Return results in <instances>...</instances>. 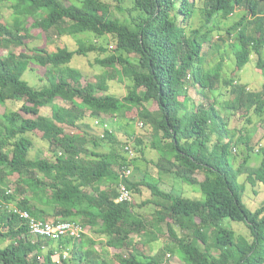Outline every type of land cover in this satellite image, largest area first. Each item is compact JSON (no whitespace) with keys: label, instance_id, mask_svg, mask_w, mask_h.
<instances>
[{"label":"trees","instance_id":"obj_1","mask_svg":"<svg viewBox=\"0 0 264 264\" xmlns=\"http://www.w3.org/2000/svg\"><path fill=\"white\" fill-rule=\"evenodd\" d=\"M78 2L0 0L14 20L0 21V50L8 51L0 56V107L21 103L0 122V264H55L57 251L49 241H33L26 223L6 204L42 221L84 226L87 233L80 241L59 242L58 249L71 248V259L61 264H166L155 249L164 225L176 243L166 248L171 259L178 254L185 264H264V203L252 210L245 201L248 185L264 187V145L252 147L249 134L229 128L216 96L225 84L234 98L225 110L249 124L255 116L264 122V83L253 92L239 76L228 81L224 58L209 68L205 54L206 45H214L218 20L244 10L228 33L237 40L232 48L238 72L252 63L264 76V0ZM114 9L140 15L129 24L114 18ZM198 12L202 25L192 28ZM34 29L40 34L31 35ZM83 33L95 41L81 42L74 51L29 46L32 36L54 42ZM104 37L111 44H103ZM17 47L24 48L20 54L12 50ZM109 48L114 53L108 54ZM93 53L107 69L96 82L73 65L76 57ZM33 64L47 70L37 88L24 80ZM116 77L131 81L124 98L110 94ZM192 89L207 92L210 102H197ZM102 114L129 126L144 124L138 127L154 137L152 148L160 159L147 155L144 135L88 134L85 118ZM37 139L49 146V157H32ZM238 149L244 151L239 166ZM254 156L260 159L257 166L251 165ZM138 161L148 170L142 171ZM153 168L198 187L205 198H186L162 177L155 181ZM120 184L132 202H117ZM147 192L151 200L144 199ZM148 205L155 208L149 219L137 211ZM226 220L243 223L249 235L238 234ZM90 231L103 243L88 238ZM109 249L116 251L113 261L106 258Z\"/></svg>","mask_w":264,"mask_h":264},{"label":"rangeland","instance_id":"obj_2","mask_svg":"<svg viewBox=\"0 0 264 264\" xmlns=\"http://www.w3.org/2000/svg\"><path fill=\"white\" fill-rule=\"evenodd\" d=\"M76 3H79L77 0H74ZM245 11L241 10L239 13H237L234 17L231 19H219L218 22L216 23V26L214 27L215 32H214V40H213V46L206 45L205 47V54L207 56V63L210 64V66L216 67L220 60L224 58L225 61V66H224V78H227L226 80L230 81L233 77H238L240 78L242 84H247L248 89H250L253 92H258L262 88V85L264 83V76L257 71V68L252 64H248L245 69L241 72H238V66L236 65L237 59L234 55V49L232 48V44H234L237 40L234 37H232V41L230 40L231 37H229V30L241 20L242 16L244 15ZM140 13L138 12H132L131 14H128L126 11H122L119 9H114L113 10V17L125 22L132 24L134 19H137ZM13 12L10 10L8 5H2L0 6V21L3 24H13L14 20L12 18ZM202 25V15L200 12H198L193 20L192 23V28H198ZM38 35L40 34V31L38 30H31V35ZM95 36L91 35L90 33H83L80 35H75V36H67L62 39H55L54 42H47L48 40L46 39V36L36 39L35 37L32 36L31 40L29 41V46L31 48L35 47H49L51 51H57L58 46L60 48H68L71 51L76 50L79 47V43L84 42L86 44H92L95 41ZM110 37H104L101 39V42L105 45L107 43H110ZM111 44V43H110ZM23 47H17V48H12V50L16 54H20L21 51L23 50ZM114 53L113 48H109V53L112 54ZM8 54L7 50H0V56L6 57ZM98 57V54H90L89 57H76L75 62H74V67L76 69H80L87 80L91 82H96L97 78L105 73L107 71L106 68L102 67L98 63H96V59ZM47 73V70L45 68L40 67L37 64L32 65V71L30 70L24 77V80L28 81L30 85L34 88H37L38 85L41 86L42 83H40V80L45 78V75ZM256 86H254L255 84ZM111 86V91L110 94L119 97V98H124L127 96L129 93V90L131 88V81L126 79L124 82L119 81V77H116L114 81L110 82ZM225 85V84H224ZM224 85L221 87L222 89L216 94L218 96V107L221 109L223 117L226 119V121H229L230 129L231 130H237V131H242L246 136L249 134V136L252 139V147H256L260 142L263 143L264 145V122L260 121L258 117L253 118V123L249 124L248 121L245 118H242L240 116H232V110H225V103L228 100H232L234 98L231 93H229L230 88L224 87ZM226 86V85H225ZM249 90V91H250ZM221 94V95H220ZM191 95L195 98L197 102H203V96H201L197 90L193 89L191 92ZM21 103H9L7 106H1L0 107V122H2V116L4 114H11L15 111H17V108L20 106ZM66 105H69L66 103ZM46 111L44 112V114ZM235 113V112H234ZM50 114V113H49ZM74 114L71 116V120L73 119ZM101 118H104V120L108 123L110 117L109 116H102ZM92 118L91 117H86L84 122L86 124L91 123ZM81 122V121H80ZM119 120L117 121V124L114 123V129H116V126L120 125L118 124ZM112 125V126H113ZM135 124H132V127ZM95 127V126H94ZM126 127H122L121 130H117L116 135L120 136H125ZM244 129V130H243ZM257 129V130H254ZM92 130V129H91ZM90 130V131H91ZM127 130L131 134H135V131L132 128H127ZM131 130V131H130ZM144 131V130H143ZM249 132V133H247ZM93 133V131H91ZM102 133V132H101ZM101 135V134H100ZM107 146L110 147L109 144ZM242 149V148H241ZM103 152L105 150L102 149ZM244 151H240L238 149V152L236 153L237 159H236V165L239 166L240 162L244 159ZM49 146L42 142L41 140L37 139L36 140V147L32 152V157H37L40 156L42 158H47L49 157ZM260 159L256 156L253 157V161L251 163L252 166H257L259 164ZM202 176V175H199ZM199 178V177H198ZM202 179V177H200ZM176 179V178H175ZM246 178L243 179V182L245 181ZM177 185L180 186L181 189H178L176 192L178 194H182L186 198L190 199H204L205 195L204 193L198 188V187H193L187 184L182 183L181 181L176 179ZM11 185V184H10ZM15 186L11 185L9 187L10 189H14ZM194 189H196L194 191ZM254 192H257L258 195H255ZM248 195L245 196V201L248 203L249 209L255 210L259 208L262 203H264V187H256L255 189L248 185ZM153 196L150 194V192L145 193L144 199L145 200H151ZM142 198V200H144ZM140 200V202L142 201ZM156 200V199H155ZM143 212L145 213V217L147 219L150 218V216H153V213L155 212V208L153 205V211H152V205H148L144 209H142ZM225 225L229 226L231 229L235 230L238 234L240 235H249V231L246 228V226L243 223H237L233 222L231 220H226ZM164 228V233L160 235V245H156L155 249L159 251V254L163 255L165 257L164 261L166 264H185L183 263L179 255L177 256L172 255V259L169 257H166L165 255H170L168 251H166L167 245L171 244L172 242L174 243V239H172L169 236L168 230L166 225L163 226ZM178 234L182 235V231L178 229ZM176 244V243H174ZM175 246V245H173ZM98 249V247H96ZM116 251H113V253H110L109 256H106V258L109 261H113L115 258V253ZM149 252V251H148ZM168 259V260H167Z\"/></svg>","mask_w":264,"mask_h":264},{"label":"built area","instance_id":"obj_3","mask_svg":"<svg viewBox=\"0 0 264 264\" xmlns=\"http://www.w3.org/2000/svg\"><path fill=\"white\" fill-rule=\"evenodd\" d=\"M96 124L97 126L103 125L101 121H97ZM138 126L142 128L144 124L139 123ZM103 127L105 129L109 128L108 125H104ZM126 150L128 151V153H130L131 157H134L135 152H133V149L131 147H127ZM130 173L131 172L129 171L126 172L125 176L130 175ZM119 188L121 189V195L117 199V202H132L133 196L127 190V188L123 184H120ZM8 193L13 195L14 190H8ZM5 208L10 212L20 216V218L28 226L30 235L36 242L44 240L57 243L64 239L81 240L86 234L85 228L78 222H46L34 217L29 211L19 209L18 206L14 204H6ZM53 257L54 262L61 263L63 259L67 260L70 257V251H57Z\"/></svg>","mask_w":264,"mask_h":264},{"label":"crops","instance_id":"obj_4","mask_svg":"<svg viewBox=\"0 0 264 264\" xmlns=\"http://www.w3.org/2000/svg\"><path fill=\"white\" fill-rule=\"evenodd\" d=\"M240 12V10L237 12V13H239ZM210 65V64H209ZM211 67H213V66H211ZM257 71L259 72V73H261L258 69H257ZM262 74V73H261ZM254 83V82H253ZM255 84V83H254ZM254 86H256V84L254 85ZM193 90V89H192ZM191 90V91H192ZM198 92H199V94L201 95V96H203V101H206L207 103L208 102H210V101H208V100H210V97H211V95H209V94H207V92H205V91H203L202 89L201 90H197ZM191 93V92H190ZM207 96V97H206ZM194 98V97H193ZM195 99V98H194ZM211 101H213V100H211ZM102 116H104V117H106V116H109V115H105V114H102ZM101 116V117H102ZM100 117V118H101ZM110 117V116H109ZM100 118H92V120H91V123L89 124L90 126H91V131H93V134H96L97 136L99 135V134H102L103 133V129L102 128H100V127H96L95 126V121L97 120V119H100ZM110 119H111V117H110ZM109 119V120H110ZM103 120H104V118H103ZM117 124V123H116ZM118 124H120V125H118V126H116V129H114V126L115 125H110L111 126V128L113 129V131L116 133L117 132V130H121V128L122 127H126V129H125V131H126V133L128 132V133H130L128 130H127V128H132L134 131H135V134L134 135H144L145 136V145H146V148H147V150H146V153H147V155H149L152 159H153V161H157V160H159L160 159V154H159V152L157 151V150H154L153 148H152V143H153V141H154V137L152 138L149 134H147V133H143V130H141L139 127H138V124L139 123H136L133 127L132 126H129V125H126L125 123H123V122H118ZM95 126V127H94ZM91 131L89 130L88 131V134H91ZM131 131V130H130ZM102 132V133H101ZM138 167L142 170V171H147L148 170V167L146 166V164H142V163H140L139 161H138ZM151 176H153V178H155V181L156 180H160L161 179V177H162V179H163V181H164V184H166V185H168V186H170V187H172V188H174L175 190H178V189H181L180 188V186L179 185H177V183H176V179H175V177L174 176H166V175H164V176H161L160 174H159V172H158V170L156 169V168H153V175H151ZM178 180V179H177ZM182 182V181H181ZM196 189H194V191H195ZM144 209V208H143ZM137 211L141 214V215H143L144 217H145V213L146 212H143L142 211V209H137ZM152 211H153V205H152ZM88 238H91V239H93L94 241H100V242H102L103 243V241L104 240H102V239H98L97 240V238H95L94 237V234H93V232H91L90 231V233L88 234ZM113 251H115L114 249H109V252L110 253H113ZM151 252V253H150ZM149 253L150 254H153V245L152 246H150V250H149Z\"/></svg>","mask_w":264,"mask_h":264},{"label":"clouds","instance_id":"obj_5","mask_svg":"<svg viewBox=\"0 0 264 264\" xmlns=\"http://www.w3.org/2000/svg\"><path fill=\"white\" fill-rule=\"evenodd\" d=\"M231 41H232V40H231ZM97 121H101L103 125H102V126H97V124H96ZM114 123H117V121L114 122L112 119H110V120L108 121V123H107L105 120H103V118H100V119H97V120L95 121V126H96V127H100V128H102V129H103V133H104L106 130L113 131V129L111 128L110 125H112V124H114ZM104 125H105V126L108 125L109 128H108V129H105V128L103 127ZM10 190H11V189H10ZM12 190H14V189H12ZM14 191H15V190H14ZM47 222H51V220H50V221H47ZM63 222H67V221H63ZM71 222H73V221H71ZM78 223H79V222H78ZM80 224H81V223H80ZM81 225H82V224H81ZM82 226H83V225H82ZM83 227H84V226H83ZM86 233H87V231H86ZM84 236H85V235H84ZM84 236H83V237H84ZM31 237H32V236H31ZM32 239H33V238H32ZM82 239H83V238H82ZM64 240H72V239H64ZM33 241H35V240L33 239ZM61 241H63V240H61ZM72 241H73V242H77V241H80V240H72ZM49 242L53 243L54 246L57 247V249H56L57 251H61V252L63 251V252H64V251H67V250H69V251L71 250V248H68V249H66V248H65V249H58L59 242H57V243H54V242H52V241H49ZM59 247H60V246H59ZM57 251H56V252H57ZM56 252H55V254H56ZM52 259H53V262H54V257H52ZM70 259H71V253H70V257H69L67 260H64V259H63L62 262H63V261H69ZM62 262H61V263H62ZM54 263H55V264H61V263H56V262H54Z\"/></svg>","mask_w":264,"mask_h":264}]
</instances>
